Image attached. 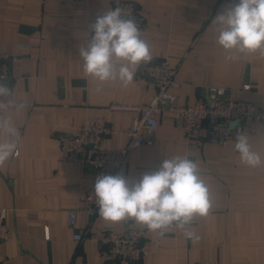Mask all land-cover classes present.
<instances>
[{"label": "crops", "instance_id": "obj_1", "mask_svg": "<svg viewBox=\"0 0 264 264\" xmlns=\"http://www.w3.org/2000/svg\"><path fill=\"white\" fill-rule=\"evenodd\" d=\"M127 1L144 18L150 63L166 61L175 69L170 93L176 105L193 106L205 88L219 87L264 112V56L229 61L216 43L211 23L225 5L218 0ZM110 8L111 0H0V54L19 53L24 59L22 65L9 64L5 85L28 105L14 115L22 134L19 155L0 166V208L10 231L9 240L0 242V264H103V247L73 236L86 229L91 236L120 233L130 226L145 231L147 256L141 264H264V164L244 165L234 148L210 144L204 132L196 141L187 140L165 112L154 143L128 151L117 174L139 180L166 158L196 161L211 200L208 215L195 216L187 227L199 239H188L177 228L160 236L131 219L111 223L98 212L90 218L79 211L80 197L98 175L80 163L60 161L58 136H75L85 119L102 118L113 132L103 145L125 148L133 115L108 106L142 105L155 93L152 80L138 81V71L127 88L85 77L79 48L89 39V26ZM249 139L264 160V128ZM71 210L76 211L72 228L67 225Z\"/></svg>", "mask_w": 264, "mask_h": 264}, {"label": "clouds", "instance_id": "obj_2", "mask_svg": "<svg viewBox=\"0 0 264 264\" xmlns=\"http://www.w3.org/2000/svg\"><path fill=\"white\" fill-rule=\"evenodd\" d=\"M211 26L217 33V45L228 54L226 60L256 53L264 56V0H231ZM89 28V39L80 46L79 56L85 77L94 78L98 85L118 81L127 88L140 65L153 60L135 18H125L120 7L104 11ZM14 97V90L0 81V166L19 155L22 134L14 115L28 105ZM234 150L248 167L264 164L247 134L237 135ZM94 194L98 214L105 221L131 219L160 236L175 227L186 238L199 239L187 227L195 216H207L211 209L209 187L201 178L198 163L188 156L166 158L158 170L139 180H129L123 174L100 175Z\"/></svg>", "mask_w": 264, "mask_h": 264}, {"label": "built area", "instance_id": "obj_3", "mask_svg": "<svg viewBox=\"0 0 264 264\" xmlns=\"http://www.w3.org/2000/svg\"><path fill=\"white\" fill-rule=\"evenodd\" d=\"M69 1L85 2L88 0ZM218 2L226 6L231 3V0H218ZM116 7L122 9L125 18L134 17L139 28L142 29L144 18L135 3L127 0H111L110 9ZM11 63L22 65L24 59L19 53L0 54V81L4 84L9 77V64ZM174 75L175 69L170 67L166 61L142 64L138 70L137 79L143 84L148 79L152 80L155 93L151 99L142 105L112 103L108 106L111 112L133 115L131 125L126 131L129 141L125 148L104 146V139L113 132L102 118H87L75 136H58V159L77 162L84 167L92 168L98 176L116 175L128 151L141 145L154 143L159 117L164 112L170 115L173 125L183 131L187 140L196 141L204 132L206 140L220 148H234L238 134L256 136L264 128V112L250 102L232 99L226 88L207 87L203 98L193 106L176 105L170 93V89L174 86ZM244 89L247 90L248 86H244ZM97 177L92 180L90 187L79 199V211L90 218L98 212L94 194ZM75 215L74 210L67 213V225L70 228L75 225ZM144 236L145 231L130 226L120 233L106 230L95 236H91L89 229H86L83 234L76 233L73 240L94 242L103 247V264L109 262L141 264L147 256L143 243ZM9 238L10 231L5 224V210L0 208V242H5ZM195 264L219 263L203 261Z\"/></svg>", "mask_w": 264, "mask_h": 264}, {"label": "water", "instance_id": "obj_4", "mask_svg": "<svg viewBox=\"0 0 264 264\" xmlns=\"http://www.w3.org/2000/svg\"><path fill=\"white\" fill-rule=\"evenodd\" d=\"M9 78L5 81V83H8Z\"/></svg>", "mask_w": 264, "mask_h": 264}]
</instances>
